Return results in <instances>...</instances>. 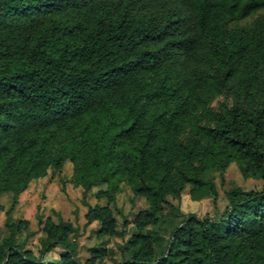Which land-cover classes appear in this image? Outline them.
Returning <instances> with one entry per match:
<instances>
[{
  "label": "trees",
  "instance_id": "1",
  "mask_svg": "<svg viewBox=\"0 0 264 264\" xmlns=\"http://www.w3.org/2000/svg\"><path fill=\"white\" fill-rule=\"evenodd\" d=\"M225 90L230 107L205 109ZM67 161L102 236L124 239L123 185L149 204L115 264H264V0H0V196L13 194L0 264H49L57 247L56 264L106 257L81 261L63 220L43 222L38 256L31 234L18 241L29 230L12 219L19 197ZM232 164L261 190L227 191L218 219L184 215L159 253L148 230L167 199L187 186L193 201L216 196L213 175Z\"/></svg>",
  "mask_w": 264,
  "mask_h": 264
},
{
  "label": "rangeland",
  "instance_id": "2",
  "mask_svg": "<svg viewBox=\"0 0 264 264\" xmlns=\"http://www.w3.org/2000/svg\"><path fill=\"white\" fill-rule=\"evenodd\" d=\"M255 20L256 17H253L231 24L229 29H249L253 26ZM233 99L234 95L225 90L223 93L215 95L204 107L214 113H219L222 106L230 107ZM205 115V111H202L198 117L200 118L198 124L206 123ZM213 179L217 191V195L214 197L193 201L189 195L192 187L187 186L180 199H167L168 204L163 206L159 223L148 230L150 234L154 233L160 238V242L156 247L159 253L166 249V243L171 232L181 224L184 215L195 214L201 219L206 216L218 219L228 204L227 191L234 188L243 191H259L263 186V181L259 178L245 179L236 164L230 165L224 174L223 180L218 174H214ZM96 190H93L92 193ZM92 193L87 201L89 204L106 205L104 200L97 199ZM12 201L13 194L11 193L0 196V205L4 209L0 213V244L9 234L6 227V211L10 209ZM148 208L149 204L145 199L135 197L130 188L123 185L113 209L119 229L122 228L124 221L128 223L124 239L102 236L99 233L100 225L97 222L87 223L85 218L87 206L83 201V189L75 183L74 166L70 161H67L60 171H50L46 177L35 180L30 184L28 190L19 197V203L12 213V219L29 223V230L19 235L18 241H23L27 234H31L26 247L37 256L41 249V240L45 237L43 222L48 219L55 222L63 220L71 223L77 230L78 253L81 261L85 262L91 259L94 249H104L107 255L97 264H115V262L121 260L123 245L130 241L136 233L133 225L134 219L141 211ZM63 253L64 250L57 247L46 255L45 261L49 264H56L60 261Z\"/></svg>",
  "mask_w": 264,
  "mask_h": 264
}]
</instances>
